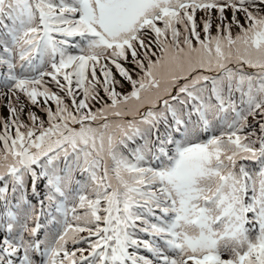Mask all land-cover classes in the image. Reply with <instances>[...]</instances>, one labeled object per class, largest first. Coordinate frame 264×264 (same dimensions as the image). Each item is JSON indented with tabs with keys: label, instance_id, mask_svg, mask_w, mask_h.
<instances>
[{
	"label": "snow or ice",
	"instance_id": "6c2138e0",
	"mask_svg": "<svg viewBox=\"0 0 264 264\" xmlns=\"http://www.w3.org/2000/svg\"><path fill=\"white\" fill-rule=\"evenodd\" d=\"M0 264H264V0H0Z\"/></svg>",
	"mask_w": 264,
	"mask_h": 264
}]
</instances>
